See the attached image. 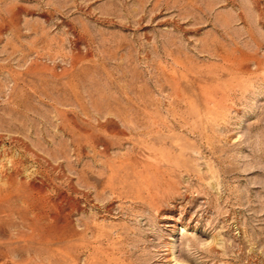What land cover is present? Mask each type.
Here are the masks:
<instances>
[{
    "label": "rangeland",
    "instance_id": "374dc122",
    "mask_svg": "<svg viewBox=\"0 0 264 264\" xmlns=\"http://www.w3.org/2000/svg\"><path fill=\"white\" fill-rule=\"evenodd\" d=\"M0 264H264V0H0Z\"/></svg>",
    "mask_w": 264,
    "mask_h": 264
},
{
    "label": "bare ground",
    "instance_id": "6f19581e",
    "mask_svg": "<svg viewBox=\"0 0 264 264\" xmlns=\"http://www.w3.org/2000/svg\"><path fill=\"white\" fill-rule=\"evenodd\" d=\"M123 133V132H122Z\"/></svg>",
    "mask_w": 264,
    "mask_h": 264
}]
</instances>
